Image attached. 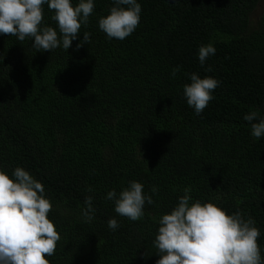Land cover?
Masks as SVG:
<instances>
[{
  "label": "trees",
  "instance_id": "trees-1",
  "mask_svg": "<svg viewBox=\"0 0 264 264\" xmlns=\"http://www.w3.org/2000/svg\"><path fill=\"white\" fill-rule=\"evenodd\" d=\"M262 1L137 0L139 25L118 40L98 26L113 0H93L67 51L0 35V170L13 178L22 167L43 184L61 237L50 264H156L158 221L186 187L190 204L254 219L264 260V137L243 119L264 118ZM53 15L45 4L42 27L59 35ZM85 32L90 43L77 49ZM209 43L216 51L202 67L198 50ZM193 73L220 82L199 115L183 94ZM131 181L154 201L138 221L106 199ZM88 196L95 211L85 222Z\"/></svg>",
  "mask_w": 264,
  "mask_h": 264
},
{
  "label": "clouds",
  "instance_id": "clouds-1",
  "mask_svg": "<svg viewBox=\"0 0 264 264\" xmlns=\"http://www.w3.org/2000/svg\"><path fill=\"white\" fill-rule=\"evenodd\" d=\"M45 4L54 13L51 19L59 35L56 28L42 27ZM113 4L109 14L99 19L98 26L109 39L123 40L138 27L141 5L137 0H113ZM94 7L93 0H79L76 6L71 0H0V35L14 36L20 42L30 38L32 47L40 52H51L61 46L67 51L82 24L88 25ZM88 43L90 33L85 32L77 49ZM215 51L210 43L199 48L202 67ZM179 71V66L174 68L172 76ZM190 81L184 85L183 94L188 106L199 115L214 99L212 93L220 82L211 77L200 78L195 73L190 75ZM243 119L250 124L253 137H264V118H258L253 111ZM12 177L0 170V264H50L46 257L55 254L61 239L49 219L52 204L45 198L43 184L28 171L17 167ZM151 191L155 194L158 189L153 187ZM183 191L177 206L158 221L154 247L160 258L156 264H264L258 244L261 233L254 219H245L239 211L229 215L210 202L190 204L191 188ZM106 199L114 201L118 215L131 221L143 217L146 202L154 203L136 181L129 182L118 194L115 190L108 192ZM92 200L91 196L85 198L81 211L85 222L94 219ZM108 227L116 230L119 224L110 219Z\"/></svg>",
  "mask_w": 264,
  "mask_h": 264
},
{
  "label": "rangeland",
  "instance_id": "rangeland-1",
  "mask_svg": "<svg viewBox=\"0 0 264 264\" xmlns=\"http://www.w3.org/2000/svg\"><path fill=\"white\" fill-rule=\"evenodd\" d=\"M263 6H264V0L261 2V6H260V8H259V11H260V9H261ZM259 11H257V13H259Z\"/></svg>",
  "mask_w": 264,
  "mask_h": 264
}]
</instances>
